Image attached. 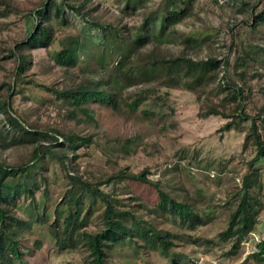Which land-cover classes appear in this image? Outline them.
I'll list each match as a JSON object with an SVG mask.
<instances>
[{"label": "rangeland", "instance_id": "374dc122", "mask_svg": "<svg viewBox=\"0 0 264 264\" xmlns=\"http://www.w3.org/2000/svg\"><path fill=\"white\" fill-rule=\"evenodd\" d=\"M48 1L0 0V100L8 98L7 86L16 77L17 45L30 40L37 12L43 8L40 4ZM164 1L79 0L80 14L65 8L64 31L58 29L55 35L59 39L65 34L81 36L97 57L89 61L82 57L77 69H70L69 78L66 68L50 57L53 49L50 53L43 48L27 51L31 63L25 74L35 84L26 85L23 94L11 100L13 116L50 131L58 143L69 145L66 138L74 135L88 136L91 143L69 154L65 166L57 157V153L63 155L60 148L52 150L54 156L44 155L33 174L40 186L35 196H22L10 204L12 215L31 222L29 232L17 237L24 264H90L82 240L74 248L60 249L53 235L52 224L69 213L68 193L75 189L72 177L96 183L121 172L144 170L196 217L174 220L145 208L158 202L157 189L151 184L130 179L101 184L104 193L119 201L115 204L142 217L172 243L168 256L159 244L133 234L108 252L107 264H170L173 257L181 264H260L252 255L264 239V160L250 166L255 149L244 142L251 122L224 132L222 127L229 120L207 112L216 108L233 114L231 93L242 91L239 101L249 115L264 117V23L259 32L251 27L254 16L264 11V0H247L246 5L241 0H195L189 5L187 0H178L176 7ZM186 7L182 19L162 28V17ZM151 14L153 19L144 26ZM94 21L116 27L124 38L123 56L103 47L105 33ZM59 25L60 21L54 22L56 28ZM139 40L146 42L139 45ZM246 53L254 58H247ZM176 59H181L180 64L169 70L167 65ZM209 59L219 62L217 70L194 85L186 61ZM195 71L191 69V75ZM102 78L109 93L116 96L117 106L91 100L72 117L73 108L56 90L72 82ZM36 144L14 140L0 115V162L23 164ZM245 194L259 222L239 244L234 238L224 242L220 233L229 226ZM80 207L84 229H104L105 204L100 199L92 204L85 198ZM42 215L49 222L40 221Z\"/></svg>", "mask_w": 264, "mask_h": 264}, {"label": "trees", "instance_id": "16d2710c", "mask_svg": "<svg viewBox=\"0 0 264 264\" xmlns=\"http://www.w3.org/2000/svg\"><path fill=\"white\" fill-rule=\"evenodd\" d=\"M78 1L79 0H49L47 3L43 2L40 4L43 8L39 9L37 12L39 17L34 23V29L30 40L26 43L21 42L17 45L16 49L18 51L19 65L17 67L14 83L7 86L8 98L0 100V115L3 117L5 126L11 128L14 140L37 143L29 160L25 163L11 166L0 162V264H24L19 250L20 241L17 237L23 236L29 232L31 222L12 215L8 208L12 202L17 201L22 198V196H30L32 198L35 196V191H37L40 186L33 174L40 168L39 165L43 163L44 155L54 156L52 150L54 148H60L63 155L60 156L57 153V157L62 166H65L64 163L69 160V154H73L79 147L91 143L90 137H82L79 135L66 138L70 143L69 145H66V143H58L59 138L50 131L37 129L35 125L21 121L12 114L13 102L11 100L15 96L23 94V91L26 90V85L35 84V79L32 78L31 75L25 74L27 67L31 63L30 55L27 52L28 50L32 48H43L50 53V49H53L54 51L50 53V57L59 67L66 68L65 72L68 73V78L69 75H72L70 69H77L76 67L82 57L87 61L97 58L93 49L88 46L90 44L84 42L81 36L65 34L59 39V36L55 35L58 29H64L67 22L64 16L66 11L65 8L80 14L82 5L81 7L77 5ZM192 1L195 0H187V4L189 5ZM168 2L173 7L178 5V0L164 1V3ZM241 2L244 5L248 4L246 3L247 0H241ZM187 10L188 7L180 11H171L167 16L162 17V28L164 29L168 26H172L182 19ZM152 14L146 18L144 26H147L153 19ZM55 21H60V25L57 28L54 26ZM94 22L93 24L101 28L105 33L106 39L102 42L103 47L105 49L109 48L113 51H119V54L123 56L122 46L124 38L119 35L120 33L116 27L109 25V27L106 28L99 22ZM263 23L264 11H260L254 16L253 25L251 26L252 30L256 31L258 29L259 32V26ZM127 42H130L131 46L134 45L133 41ZM137 42L140 45L146 41L139 40ZM246 54L247 58L251 57L249 53ZM251 58L254 57L252 56ZM180 61L181 59L171 61L170 64L167 65V68L173 70L174 66L176 67L180 64ZM186 63L188 64V77L192 79L191 82L196 86L197 83L201 84L202 81L207 78L210 71H216L219 66V62L215 59H209L199 63L187 60ZM121 65L123 66L122 62ZM194 68L196 71L191 75V69ZM107 85V81L103 78L97 81L92 79L83 80L75 85L72 82L68 87L64 86L61 91L56 90V94L65 99L68 105L73 108L71 116L75 117L77 110L84 111L83 106L91 100H98L104 105L108 104L116 107L117 98L109 93L106 89ZM45 87H47L48 90L54 89L53 86ZM188 87L193 89L195 86L190 87L188 85ZM243 94L242 91H233L231 93L234 102L233 114L226 113L225 110L216 108H210L207 114L221 116L229 120L222 127L224 132L237 129L245 122H251L244 144L245 146L252 145L255 149V157L250 164V166H252L253 163L264 160V117H258L261 122L260 125L258 124V118L249 115L243 103L239 101ZM86 113H88L87 115L89 116V112L87 111ZM44 142L47 143V145H45ZM148 174L149 171L147 170L139 174H125L121 172L109 177L106 182L100 181L96 183L83 181L78 177H72L75 189L68 193L69 213L63 218L58 216L57 222L52 224V226H54L53 235L57 240L58 247L60 249L74 248L78 245L79 240H82L88 248L89 257L91 259L90 264H107L106 259L108 252L113 250L121 241L132 237L133 234H137L155 245L159 244L163 253L169 256L168 252L172 246V243L168 239L170 238L169 236L159 235V233L151 229L149 225L147 226V221L145 222L142 217H137L131 210L119 207L115 204V202L118 203L119 201H116L114 198L111 199L100 188L101 184L108 183L112 180L122 181L130 179L135 182L151 184L157 189L158 202L154 207L145 205V208H150V210L158 214L170 215L174 220L179 219L185 221L192 216L196 217L187 204L179 202L169 195V193L162 190L158 184L148 178ZM28 177L32 182H29L27 179ZM30 183L33 185L31 186ZM85 198H90L92 204L97 202L98 199L105 204L102 212L104 229L99 232H90L84 229L85 220L81 218L80 206ZM73 206H75V208ZM89 210H91V208H89ZM257 215V212L254 210V204L250 201L248 194H245L238 208L232 214L229 226L220 233V239L227 242L234 238L239 244L246 235L255 230L259 222V220H257ZM45 218L46 216L42 215L40 221L49 222V219ZM255 249L252 255L253 258L258 263L264 264V239L259 241ZM236 250L237 245H234L233 251L235 252ZM170 264H181V262L178 258L173 257L170 259Z\"/></svg>", "mask_w": 264, "mask_h": 264}]
</instances>
